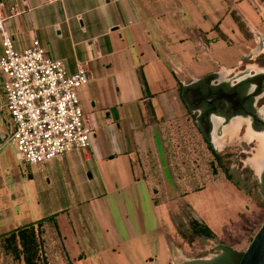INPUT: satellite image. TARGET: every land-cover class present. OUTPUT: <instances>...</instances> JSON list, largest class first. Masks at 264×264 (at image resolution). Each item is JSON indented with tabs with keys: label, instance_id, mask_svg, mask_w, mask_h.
<instances>
[{
	"label": "crops",
	"instance_id": "crops-1",
	"mask_svg": "<svg viewBox=\"0 0 264 264\" xmlns=\"http://www.w3.org/2000/svg\"><path fill=\"white\" fill-rule=\"evenodd\" d=\"M0 4L6 15L4 29L17 49L37 40L48 56L64 61L68 73L86 66L89 80L77 93L84 122L94 130L87 147L43 163L21 162L15 146L0 147V236L43 219L40 236L48 264H118L119 258L126 264L132 259L153 264L162 255L166 258V250L171 256L178 254V247H170L166 224L158 220L171 218V213L169 205L160 202L165 194L158 197L157 187L188 186V180L201 177L191 164L187 172L181 156L174 164L183 152L179 143L183 137L166 134L165 127L187 117L183 85L215 71L228 75L241 66L253 45L250 33L257 42V33L264 29L256 3L0 0ZM220 38L232 52L222 55ZM3 118L0 115V124ZM0 133L6 132L0 128ZM174 192L182 203L186 195ZM146 211L156 217V227L143 226ZM208 240L214 257L205 264H217L224 256L222 264H237L239 251L222 239Z\"/></svg>",
	"mask_w": 264,
	"mask_h": 264
},
{
	"label": "rangeland",
	"instance_id": "rangeland-1",
	"mask_svg": "<svg viewBox=\"0 0 264 264\" xmlns=\"http://www.w3.org/2000/svg\"><path fill=\"white\" fill-rule=\"evenodd\" d=\"M253 1L256 3L258 11L264 16V0ZM260 22L263 24V19ZM242 26L243 29L247 28L245 23H242ZM248 27L253 28L252 25ZM230 38L232 42L236 43V39L231 36ZM219 40L220 45L224 44V49L219 50L222 55L224 53L227 55L228 52H232V48H229L223 42V38ZM245 60L247 61V59ZM1 78L0 73V83ZM3 103L4 96L0 88V104ZM2 114L5 119L3 118V123L0 124V128H3L6 133H9L10 127L7 122L6 111L0 110V115ZM233 128L225 129V134L227 132L232 133V139L227 138L228 141H226V144L224 141H220L226 145L225 147H219L217 145L218 141L214 142L215 147H217V154L220 155L218 156L219 158H214V154L210 153L208 147L202 142L199 133L191 121L188 109L187 117L184 120L170 123L169 125L166 124V134L170 133L169 135H171L173 133L183 137L179 142L183 152L181 155H176L173 160V162L176 161L174 164L178 163L179 157L181 156V159H184L188 166L187 172H191L190 164L196 166L200 172L201 179L188 180L190 183L188 186H170L168 190L165 189L166 187H157L159 189L158 197L161 196L162 192L165 194L162 198L163 201L160 202L167 203L171 213V218L166 215L164 219L160 216L158 220H163L164 224H166V237L168 242H170V247L174 245L179 248L180 252L178 251V254L171 256V253L169 254L166 250V258L162 255L159 258V263L153 264H173V261L177 264L182 259L184 264H205L206 261L214 257V247L208 240L209 238L204 236L191 237L189 221L192 218L206 224L207 228L214 234V238L224 240L228 246L239 251L237 253L238 255L243 253L252 236L263 222L264 200L261 199L262 186L257 182V174L249 166L251 165L255 169V156L260 143L258 142L255 153L248 159H245V157L241 156L242 153L239 152L242 149L239 143L242 142L237 139V135H234L237 133H234ZM247 134L248 132L244 135V139H246ZM7 146L15 145L11 143ZM152 165L153 168L157 166L156 163ZM242 165H245V167ZM227 172L230 176L226 175ZM175 189L182 193V196L186 195L183 197L182 203L175 199ZM148 213L146 211V216L148 215V217L141 219L143 226L148 228L156 227V217L153 216V213ZM133 225L136 224L133 223ZM149 240L148 238L146 242H149ZM123 245L125 246L126 244ZM124 251L123 249L121 250L123 253ZM180 253L182 256L179 255ZM45 258L41 252L36 264H48ZM226 259L227 257L225 256L221 257L216 263L222 264V261L224 262ZM132 260V263L129 261L130 264H146L142 260L139 262L137 259ZM0 264H24L21 258L13 257L5 249L2 239H0ZM75 264L86 263L75 261ZM118 264H126V262L124 259L119 258Z\"/></svg>",
	"mask_w": 264,
	"mask_h": 264
},
{
	"label": "built area",
	"instance_id": "built-area-1",
	"mask_svg": "<svg viewBox=\"0 0 264 264\" xmlns=\"http://www.w3.org/2000/svg\"><path fill=\"white\" fill-rule=\"evenodd\" d=\"M5 17L0 4V88L11 123L0 147L13 143L16 158L28 164L87 147L94 130L84 122L77 93L89 80L86 66L68 73L64 61L48 56L37 40L17 49L4 29Z\"/></svg>",
	"mask_w": 264,
	"mask_h": 264
},
{
	"label": "flooded vegetation",
	"instance_id": "flooded-vegetation-1",
	"mask_svg": "<svg viewBox=\"0 0 264 264\" xmlns=\"http://www.w3.org/2000/svg\"><path fill=\"white\" fill-rule=\"evenodd\" d=\"M261 26L264 27V22ZM257 37L256 42L252 34L249 35L253 45L248 47L242 65L228 75L219 71L207 73L181 87L191 121L205 146L214 149L210 151L214 158L220 156L214 142L227 143L225 129L236 119L247 120L248 124L243 123L236 134L242 142L239 143L242 157L248 159L255 153L258 144L256 136L264 139V29L257 33ZM247 132L254 137L244 139ZM225 144L222 146L225 147ZM256 163H259V169L254 166L257 171L249 166L257 174V182L262 186L261 199L264 200V146ZM226 175L230 176L228 172Z\"/></svg>",
	"mask_w": 264,
	"mask_h": 264
},
{
	"label": "trees",
	"instance_id": "trees-1",
	"mask_svg": "<svg viewBox=\"0 0 264 264\" xmlns=\"http://www.w3.org/2000/svg\"><path fill=\"white\" fill-rule=\"evenodd\" d=\"M181 86V85H180ZM211 152L214 151L211 146L208 147ZM216 156H218L216 154ZM42 220H37L16 229H12L0 236L5 249L10 252L13 257L22 259L24 264H36L42 250V239L40 236ZM192 236H204L206 238H214V234L207 228L202 221L192 218L189 221ZM193 238V237H192ZM241 256V254H240ZM71 264V262H67Z\"/></svg>",
	"mask_w": 264,
	"mask_h": 264
},
{
	"label": "water",
	"instance_id": "water-1",
	"mask_svg": "<svg viewBox=\"0 0 264 264\" xmlns=\"http://www.w3.org/2000/svg\"><path fill=\"white\" fill-rule=\"evenodd\" d=\"M5 138L0 133V140ZM237 264H264V220L252 236Z\"/></svg>",
	"mask_w": 264,
	"mask_h": 264
},
{
	"label": "bare ground",
	"instance_id": "bare-ground-1",
	"mask_svg": "<svg viewBox=\"0 0 264 264\" xmlns=\"http://www.w3.org/2000/svg\"><path fill=\"white\" fill-rule=\"evenodd\" d=\"M243 123H246L247 124V120H243V119H236V120H234L233 122H231L230 123V125L227 127V129H231L232 127H234L233 129H234V133H237L239 130V127L243 124ZM248 125V124H247ZM246 126V125H245ZM231 134L232 133H228L227 132V134H226V138H228V139H232V136H231ZM234 135H236V134H234ZM238 135V134H237ZM254 137V134H251V133H248L247 135H246V139L247 140H250V139H252ZM257 137V139H258V142L260 143V146H259V149H258V151H257V156H256V160L259 162V158H260V156H261V154H262V151H263V146H264V143H263V140L264 139H262L261 137H259V136H256ZM224 143L223 142H217V145L220 147V146H222ZM255 166H256V168L257 169H259V163H256L255 164Z\"/></svg>",
	"mask_w": 264,
	"mask_h": 264
}]
</instances>
